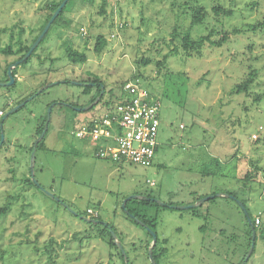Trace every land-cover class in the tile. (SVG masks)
I'll return each instance as SVG.
<instances>
[{
    "label": "rangeland",
    "instance_id": "1",
    "mask_svg": "<svg viewBox=\"0 0 264 264\" xmlns=\"http://www.w3.org/2000/svg\"><path fill=\"white\" fill-rule=\"evenodd\" d=\"M59 1L0 0V83L18 57L2 52L11 33L17 37L22 29L29 45L49 5ZM214 5L231 13L215 16ZM197 7L208 14L192 25ZM64 16L70 23L50 27L40 57L16 66L14 84L0 85V264H122L83 219L97 216L113 225L132 264H152L151 234L123 208L134 195L159 204L147 209L157 218L156 251L164 249L156 264H264V28L252 29L264 22V0H71ZM218 26L212 39L226 37L220 46L207 43L199 55H184L179 37L185 31L197 40ZM97 34L107 39L101 53L93 50ZM68 48L84 51L87 61L71 65ZM252 69L248 94L235 93ZM94 77L103 102H116L132 81L159 103L150 166L99 158L74 136L104 112L102 102L86 110L71 106L92 103L94 91L83 89ZM43 83L51 85L31 98ZM43 123L35 182L26 185L35 129ZM248 171L255 176L244 182ZM241 201L259 219L246 261L250 236ZM49 238L52 261L44 251Z\"/></svg>",
    "mask_w": 264,
    "mask_h": 264
},
{
    "label": "trees",
    "instance_id": "2",
    "mask_svg": "<svg viewBox=\"0 0 264 264\" xmlns=\"http://www.w3.org/2000/svg\"><path fill=\"white\" fill-rule=\"evenodd\" d=\"M62 2V0H60L58 3L56 4H50L49 5V16L47 17V19L45 20V22L43 23V25L41 26V28L39 29L38 35L32 40V42L28 45L26 43L23 42V40L21 39V35L23 33V30L21 29L19 34L17 35V37H14L13 33H11V35L9 36V41L6 43L5 46H3L2 48V52L6 55V56H15L17 55V59H15L13 62L18 61L20 59H22L24 57V55L28 52L30 46L32 45V43L37 39V37L40 35V33L43 31L45 25L47 24V22L49 21V19L51 18L52 14L55 12V10L58 8V6L60 5V3ZM71 0H68L67 3L65 4V6L62 8V10L60 11V13L56 16V18L53 20V22L51 23L50 27L52 25L55 24V26H62V25H66L69 24L70 21L68 19L65 18L64 13L66 8L68 7V5L70 4ZM212 12L215 16L221 15V14H230L231 10H227L224 7L220 6V5H214L212 6ZM207 11H205L204 8L202 7H197L192 15V20H191V24L195 25L198 23H201L205 17L207 16ZM66 19V20H65ZM68 26V25H67ZM50 27L48 28V30L50 29ZM264 28V22L260 21L257 24L253 25V31H255L257 28ZM48 30L46 31V33L43 35L42 39L40 40V42L38 43V45L36 46V48L31 52V54L23 61L19 62L18 65H24L26 64L30 59L32 60L33 58H39V54H38V46L39 44L42 42L43 38L46 36ZM221 33V30L219 29V26L217 28H213L211 29L207 35H203L201 37H199L197 40H194L190 34L189 31H185L183 33V35L181 37H179V40L181 41V48L182 51L184 53V55L186 57H190L193 55H199L201 53V49L203 48L204 45H206L207 43L209 45L212 46H220L221 43L223 42V40L226 37H220L218 40H213L212 36L214 35V33ZM173 39H177L176 37ZM171 38V40H173ZM107 45V39L105 38L104 35L102 34H97L95 35V42H94V46H93V50L96 53H101L103 51V49L106 47ZM66 58L68 60V62L71 65H83L86 61H87V55L84 51H80L78 49H74V48H68L65 52ZM57 59V58H56ZM55 58H51L50 62H54L56 60ZM12 62V63H13ZM9 63L6 66L5 69V75H6V81L8 80V76H7V67L12 64ZM143 63H146V61H143ZM160 62H157L156 65H160ZM17 65V66H18ZM49 72H51L52 70L49 68L48 69ZM257 71L255 69L250 70L244 77L241 78V80L235 84V93L240 94V93H244L245 95L248 94V90L249 88L252 86L253 83V78L254 75ZM12 74L15 76V81H16V75H17V68L15 67L12 71ZM14 81V82H15ZM14 84V83H13ZM47 84V83H43L42 87ZM124 86V85H123ZM102 87V83L98 81V79L96 77H94V79H88V82L86 84H84V89L83 92L86 94H90L92 91H94V95L91 96L90 102H93L97 97H99V100L96 104L102 102V105L105 108H109L111 107L114 103L110 102V101H102L103 95L105 93V91L101 89ZM123 89V88H122ZM44 91V90H43ZM42 91V92H43ZM36 92H34L33 94H31V97L34 98ZM38 95V94H36ZM123 98V96L121 98H119L117 101H121ZM254 102H259L260 100L258 98H252ZM24 101V100H22ZM116 101V102H117ZM71 106H78L79 108L84 107L85 105H71ZM92 119L84 122V124H88ZM83 124V125H84ZM82 126V125H81ZM44 129V123L41 125H38L37 128L35 129V138L38 137V135L43 131ZM41 142V141H40ZM40 142L37 144L36 148L39 147ZM33 150V145L31 146V151ZM255 176L254 172L248 171L245 175H244V182L248 181V180H252L253 177ZM24 183L26 185H32L33 181L31 180L30 177H28ZM228 195H233V197H236L235 194L233 192H227ZM215 194V193H214ZM212 194V195H214ZM148 198H142V199H138V198H131L129 200H127V202L125 203V206L123 207L124 210L126 211V214L128 215V217H130L136 224L141 225L150 235V230L155 231V225L157 222V218L156 216H150V214L148 213L147 209L150 206H159L158 203H156L154 200L150 199L151 196H147ZM216 197L215 195L212 197L214 198ZM210 198V199H212ZM244 210H245V219H246V223L248 225L249 228V236H250V241L248 244V247H250L251 244V238H252V232H255V239H254V244H255V240H256V231H257V227L259 226V224H255V218H252L249 211L247 210V208L244 205V202L241 201ZM167 206V205H166ZM3 210L6 209L2 208ZM93 218V217H92ZM94 219H98V216L95 217ZM144 223V225L142 224ZM91 227L94 229V231H96L100 236H102L103 239L106 238V243L109 246V248L115 249L121 259V263L125 264L124 261V256L121 253V250H119V248L116 246V244L113 241L112 235L110 230H113L119 241L121 242V239L119 238L117 231L115 230V228L113 227V225H111L110 223H98V224H91ZM253 227V229H252ZM149 228V229H148ZM151 239L148 241L147 243V251L149 248V243H150ZM54 243V240L52 238L48 239V245H46L44 247V251L47 253V256L49 257L50 261L53 260V257L55 254H53L54 252V248L52 246V244ZM27 244V243H26ZM122 244V242H121ZM123 246V245H122ZM35 251H38V248L36 246H34L33 248ZM124 249V248H123ZM162 249L161 251H156V245L153 248V258L155 260V263H157L158 258H160V256L163 253ZM254 251V247L252 249L251 254ZM148 254V253H147ZM125 255L128 258V254L125 251ZM128 262L129 264H132L128 258Z\"/></svg>",
    "mask_w": 264,
    "mask_h": 264
},
{
    "label": "built area",
    "instance_id": "3",
    "mask_svg": "<svg viewBox=\"0 0 264 264\" xmlns=\"http://www.w3.org/2000/svg\"><path fill=\"white\" fill-rule=\"evenodd\" d=\"M123 92L121 101L77 128L74 136L89 143L93 155L99 158L150 166L158 145L159 103L147 89L132 81L124 84ZM87 213L98 214L90 209ZM258 223L256 218L255 224Z\"/></svg>",
    "mask_w": 264,
    "mask_h": 264
},
{
    "label": "water",
    "instance_id": "4",
    "mask_svg": "<svg viewBox=\"0 0 264 264\" xmlns=\"http://www.w3.org/2000/svg\"><path fill=\"white\" fill-rule=\"evenodd\" d=\"M68 0H62V2L60 3V5L58 6V8L55 10V12L52 14L51 18L49 19V21L47 22V24L45 25L43 31L40 33V35L37 37V39L32 43V45L30 46L28 52L24 55V57L18 61H15L14 63L10 64L7 68V76H8V80L6 82H2L0 83V85H3V86H8V85H12L15 81V76L12 74V71L13 69L18 65L19 62L25 60L30 54L31 52L36 48V46L38 45V43L40 42V40L42 39L43 35L46 33V31L48 30V28L50 27L51 23L53 22V20L56 18V16L60 13V11L62 10V8L65 6V4L67 3ZM51 85V84H50ZM50 85H44L40 90H38L34 95L36 94H39L41 93L43 90H45L47 87H49ZM102 91H103V86L101 87ZM32 98V97H31ZM30 98V99H31ZM99 100V97H97L91 104H89L88 106H85V107H82V108H77V109H83V110H86V109H90L94 104L97 103V101ZM24 103L18 105V106H15L13 107L9 113L11 112H14L16 111L19 107H21ZM50 112V108L48 110ZM45 130H46V126L44 127L43 131L38 135V137L36 138L34 144H33V150H32V153H31V158H30V178L33 182H35L34 180V172H33V169H34V158H35V151H36V146L37 144L41 141V139L43 138L44 136V133H45ZM3 141V133L1 132V136H0V143H2ZM218 196H226V194H217ZM210 197L212 196H208V197H205V198H202L201 200H199L198 204H201L202 201L204 200H207L209 199ZM131 198H138V199H142V198H145L147 199V197H141V196H130L128 197L124 203H123V207L125 206V203L127 202V200L131 199ZM157 203V202H156ZM196 204L194 205H190L189 207H193L195 206ZM243 210H244V207L243 205L241 204ZM180 207H184V206H180ZM83 219H85V221L89 222V223H93V224H98V223H103L105 224V222H102L100 220H97V219H94V218H89V217H83ZM144 225V223H142ZM149 229V228H148ZM253 229V227H252ZM150 230V234L152 236V240H151V243L149 245V248H148V256L152 262V264H156L155 263V260L153 258V248L154 246L156 245V241H157V238H156V235L154 233V231H152L151 229ZM111 232V235H112V238H113V241L114 243L116 244V246L119 248V250H121V253L123 254L124 256V261H125V264H129L128 262V258L126 257L125 255V251L123 249V246L121 244V242L119 241L116 233L113 231V230H110ZM254 239H255V232L253 231L252 232V238H251V244H250V247H249V251L245 257V261L248 259V257L250 256L251 252H252V249L254 247ZM242 264H244V262H242Z\"/></svg>",
    "mask_w": 264,
    "mask_h": 264
},
{
    "label": "crops",
    "instance_id": "5",
    "mask_svg": "<svg viewBox=\"0 0 264 264\" xmlns=\"http://www.w3.org/2000/svg\"><path fill=\"white\" fill-rule=\"evenodd\" d=\"M82 142H83L84 145H85V146H84L85 149L88 150V151H90V148H92V146H91L89 143H87V142H85V141H83V140H82ZM91 154H92V153H91Z\"/></svg>",
    "mask_w": 264,
    "mask_h": 264
}]
</instances>
